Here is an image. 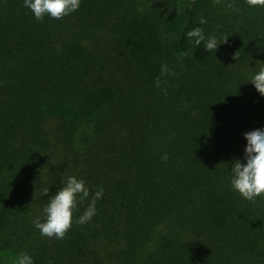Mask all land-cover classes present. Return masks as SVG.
Instances as JSON below:
<instances>
[{
    "label": "trees",
    "instance_id": "trees-1",
    "mask_svg": "<svg viewBox=\"0 0 264 264\" xmlns=\"http://www.w3.org/2000/svg\"><path fill=\"white\" fill-rule=\"evenodd\" d=\"M210 5L80 0L37 21L23 0H0V264L21 252L33 264H264V198L231 190L244 134L264 129L251 84L264 8L224 0L215 31L199 23ZM165 64L175 75L160 77ZM69 176L89 199L64 239L44 237L33 221ZM99 188L96 214L78 225Z\"/></svg>",
    "mask_w": 264,
    "mask_h": 264
},
{
    "label": "clouds",
    "instance_id": "clouds-1",
    "mask_svg": "<svg viewBox=\"0 0 264 264\" xmlns=\"http://www.w3.org/2000/svg\"><path fill=\"white\" fill-rule=\"evenodd\" d=\"M249 8H264V0H244ZM23 6L29 9L37 21H43L44 17L61 20L64 17L77 11L80 6V0H23ZM228 8L233 5L229 3ZM207 21L200 19L201 25ZM187 37L199 46L206 40L202 27H195L187 32ZM226 42V39L223 43ZM214 36H209L204 45V50L214 52L218 45ZM175 75L170 73L167 65L161 66L160 77L165 75ZM160 77L154 79L157 87L160 86ZM251 84L255 90L264 96V68L254 75ZM247 141L244 149V161H234L232 165L231 190L238 193L239 196L247 201H255L257 197L264 198V129L253 130L244 134ZM163 161L168 160L165 154L161 157ZM65 186L60 188L55 195L49 198L47 206L44 208L45 221L41 222L36 218L33 223L40 234L47 238L62 240L72 227L73 211L77 209L78 204L89 199L90 191L83 179H77L75 176L67 177ZM103 188H99L94 194H91L88 206L83 214L76 220L78 225L89 223L96 214V203L103 196ZM48 194V189L44 190ZM15 264H33L32 258L25 252L17 255Z\"/></svg>",
    "mask_w": 264,
    "mask_h": 264
},
{
    "label": "rangeland",
    "instance_id": "rangeland-1",
    "mask_svg": "<svg viewBox=\"0 0 264 264\" xmlns=\"http://www.w3.org/2000/svg\"><path fill=\"white\" fill-rule=\"evenodd\" d=\"M153 1L154 0H136V3L139 8H145L153 5ZM223 1L224 0H211L210 8L206 10V16L204 18L207 21L205 23V29L209 27L211 30L217 31L216 28H224L226 26V19L224 16H226L227 13L225 10H222Z\"/></svg>",
    "mask_w": 264,
    "mask_h": 264
}]
</instances>
